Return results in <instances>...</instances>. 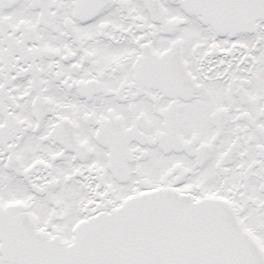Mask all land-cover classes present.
I'll list each match as a JSON object with an SVG mask.
<instances>
[{
	"label": "snow or ice",
	"instance_id": "snow-or-ice-1",
	"mask_svg": "<svg viewBox=\"0 0 264 264\" xmlns=\"http://www.w3.org/2000/svg\"><path fill=\"white\" fill-rule=\"evenodd\" d=\"M0 264H264V0H0Z\"/></svg>",
	"mask_w": 264,
	"mask_h": 264
}]
</instances>
